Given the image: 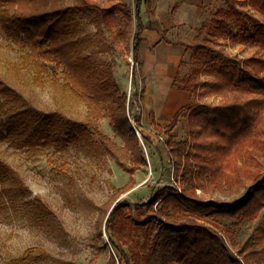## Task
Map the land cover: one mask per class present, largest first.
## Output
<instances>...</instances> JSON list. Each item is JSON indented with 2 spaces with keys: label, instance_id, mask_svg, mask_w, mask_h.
I'll use <instances>...</instances> for the list:
<instances>
[{
  "label": "trees",
  "instance_id": "1",
  "mask_svg": "<svg viewBox=\"0 0 264 264\" xmlns=\"http://www.w3.org/2000/svg\"><path fill=\"white\" fill-rule=\"evenodd\" d=\"M150 3L133 0L130 6L127 0H0V27L5 36L28 49L26 63L38 62L34 82L43 86L52 66L61 68L64 87L74 92L89 112L85 122L57 111L40 112L0 79V97L4 98L0 104V145L9 142L19 148L54 147L61 152L71 145H91L95 141L131 176L99 208V239L102 241L105 228L114 251L109 264H253L254 252L247 250L252 243L234 252L232 247L237 244L233 231L219 218L254 220L264 209L263 24L249 30L241 28L237 34L257 45L262 55L241 58L221 48L201 44L195 48L194 73L181 89L199 100L212 97L217 103L191 102L181 107L166 126L151 118L154 131L166 137L181 190H159L147 203L117 201L135 186L133 175L147 164L129 114L128 94L121 91L112 70L95 64L70 36L78 19L88 21L96 29L94 41L100 52L112 50L106 35L109 32L138 62L145 30L142 8H149ZM251 7L264 18V0H251ZM234 16H241V12L231 9L221 16L223 20L216 28L219 36L228 33V20ZM150 27L165 34L158 25ZM103 107L124 141L122 150L129 161L121 159L119 148L98 127ZM181 118L188 119L190 141H177L173 134ZM135 122L141 127L140 117ZM95 134L99 137L96 140ZM5 181L17 183L19 175L0 156V196L7 193ZM223 182L247 184L241 198L233 202L206 199L197 191L204 185L220 187ZM153 239L166 240L167 248L161 244L154 247ZM259 241L264 240L261 237ZM97 248L101 253L108 251L103 242ZM24 258L13 263L19 264Z\"/></svg>",
  "mask_w": 264,
  "mask_h": 264
},
{
  "label": "rangeland",
  "instance_id": "2",
  "mask_svg": "<svg viewBox=\"0 0 264 264\" xmlns=\"http://www.w3.org/2000/svg\"><path fill=\"white\" fill-rule=\"evenodd\" d=\"M173 1L153 0L158 11L167 10ZM67 3L71 4V1ZM127 3L133 6V0H127ZM150 8L143 9L145 26L154 21L162 24L167 13H162L156 20L155 12ZM231 9L241 12V16L230 18L228 33L219 36L217 25L223 20L221 16ZM186 11L187 18L185 10L172 13L171 16L181 14L183 17L178 19L175 27L167 30L168 42L149 45L154 36L145 33L138 62L124 49V44L119 45L113 40L109 32L106 35L112 50L100 52L94 41L96 29L88 21L78 19L70 36L83 47L84 55H91L95 64L101 68L109 67L121 91L128 94L129 114L139 133L147 164L133 175L135 186L121 194L117 201L132 205L147 203L159 190H181L165 145L166 137L154 131L151 118L162 126L172 121L174 109L168 100L172 93H182L185 79L194 73L192 56L197 45L221 48L227 54L241 58L263 54L257 45L237 36L241 28L249 30L264 25L263 16L251 7V0H204L200 6L194 5L193 10ZM27 52L22 44L9 40L0 27V79L23 94L40 112L57 111L67 118L87 121L88 108L74 92L64 87L62 69L52 66L44 76V85H37L34 78L38 62L26 63ZM173 69L178 70L175 84L171 87L167 84L166 91L162 92L159 84L163 85L167 80L166 72ZM189 94L190 103H217L212 97L199 100ZM3 99L0 97V104ZM102 115L97 120L99 129L119 148L121 159L129 161L122 150L124 141L115 132L105 107ZM137 117L141 118V127L135 122ZM91 130L94 132V128ZM173 134L177 141H190L187 118H181ZM97 138L95 134L94 139ZM0 156L19 175L17 183L4 182L7 193L0 196V264H14V260L23 256L25 258L19 264H91L96 256L93 264H109L114 251L105 228L102 241L99 239V208L131 178L112 157L95 141L91 145H71L61 152L54 147L19 148L5 142L0 145ZM246 184L223 182L220 187L204 185L197 191L206 199L233 202L241 198ZM154 208L161 210L160 206ZM219 221L227 223L233 231L237 246L232 247L230 239L228 244L234 252L252 243L247 250L254 252L253 264H264V241H259L261 237L264 240V209L254 220L219 218ZM101 242L108 246V251L100 252L97 246ZM157 244L167 248L166 240L153 239L152 245L156 247ZM159 252L161 258L162 252Z\"/></svg>",
  "mask_w": 264,
  "mask_h": 264
},
{
  "label": "crops",
  "instance_id": "3",
  "mask_svg": "<svg viewBox=\"0 0 264 264\" xmlns=\"http://www.w3.org/2000/svg\"><path fill=\"white\" fill-rule=\"evenodd\" d=\"M204 0H174L169 6H168V9L167 10H156V8L154 7V2L153 0H150V10L151 11H154L155 14H154V19L158 20L159 19V16L162 14V13H167L166 15V20L163 21V23L161 24L160 22L158 21H154L153 24L151 25H158L160 26L164 31H165V34H163L164 32L163 31H158V30H155V29H151V25L150 26H145V30L143 31L142 33V41H141V44H140V49H141V45H142V42L144 40L143 36L145 35V33H150L152 36H154V39L151 41V43L149 45H152L154 42L155 43H166L168 42V39H166V32L167 30H171L173 27H175L177 25V22H178V19H182L183 15L181 14H177L176 16H171L172 13L174 12V10H185V17L187 18L188 16V13L186 10H193V6L194 5H198L200 6L202 4ZM206 1V0H205ZM146 7V9H149L147 6H144ZM144 7L142 8V20H143V9ZM179 8V9H176V8ZM144 23V22H143ZM145 25V24H144ZM150 30V32H149ZM165 35V37H164ZM180 45H183L185 46L184 44H180ZM141 54V53H140ZM178 70L177 69H173V70H168L166 72V76H165V82L163 83V87L159 84V86L162 88L161 91L163 92L166 91V88H167V84L174 86V81H175V78L177 77L178 75ZM164 74V73H163ZM164 76L161 77V79L163 78ZM169 81V82H167ZM182 90V93H177V92H174L170 95L169 97V106L174 109L173 111V115H172V118L175 116V114L177 113V111L183 107V106H186L188 104H190V102H188V99L190 97V94L189 92L190 91H187V90ZM191 93V92H190ZM161 94V93H159Z\"/></svg>",
  "mask_w": 264,
  "mask_h": 264
},
{
  "label": "water",
  "instance_id": "4",
  "mask_svg": "<svg viewBox=\"0 0 264 264\" xmlns=\"http://www.w3.org/2000/svg\"><path fill=\"white\" fill-rule=\"evenodd\" d=\"M138 132V131H137ZM139 134V133H138Z\"/></svg>",
  "mask_w": 264,
  "mask_h": 264
}]
</instances>
